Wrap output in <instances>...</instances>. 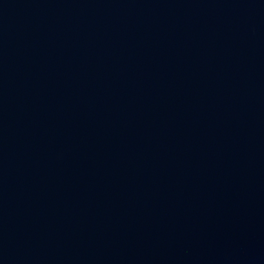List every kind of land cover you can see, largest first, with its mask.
Segmentation results:
<instances>
[{
	"label": "water",
	"instance_id": "95a60500",
	"mask_svg": "<svg viewBox=\"0 0 264 264\" xmlns=\"http://www.w3.org/2000/svg\"><path fill=\"white\" fill-rule=\"evenodd\" d=\"M0 264H264V0H0Z\"/></svg>",
	"mask_w": 264,
	"mask_h": 264
}]
</instances>
